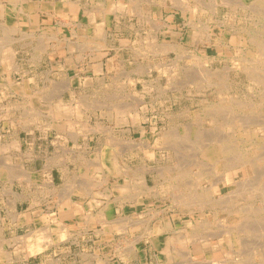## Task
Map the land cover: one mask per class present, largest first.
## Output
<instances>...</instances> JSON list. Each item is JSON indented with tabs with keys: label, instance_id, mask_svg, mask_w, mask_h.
<instances>
[{
	"label": "rangeland",
	"instance_id": "obj_1",
	"mask_svg": "<svg viewBox=\"0 0 264 264\" xmlns=\"http://www.w3.org/2000/svg\"><path fill=\"white\" fill-rule=\"evenodd\" d=\"M68 1L76 6L71 18L42 26L56 31V52L0 50V206L8 208L0 220L20 217L16 207L25 205L17 198L32 186L19 168L28 173L26 164L14 158L17 143L2 136V121L28 130L25 147L29 132L51 125L57 140L70 131L80 160L72 172L102 174L88 188L107 202L120 194L136 206L117 219L122 253L141 246L126 237L132 224L139 230L164 217L174 221L175 250L198 251L197 264H263L264 0ZM103 35V44L95 41ZM42 57L57 66L51 85ZM96 59L105 63L99 79L70 67ZM86 134L104 138L105 163L101 150L91 154L77 143ZM233 203L242 214L230 213ZM27 237L26 229L0 226V264H26Z\"/></svg>",
	"mask_w": 264,
	"mask_h": 264
},
{
	"label": "crops",
	"instance_id": "obj_2",
	"mask_svg": "<svg viewBox=\"0 0 264 264\" xmlns=\"http://www.w3.org/2000/svg\"><path fill=\"white\" fill-rule=\"evenodd\" d=\"M71 3L68 0H0V42L4 43L7 39L13 41L9 45L0 43L3 46L0 49L18 52L29 48L32 51L56 52V31L42 26L46 25L45 22L48 25L58 23V18H63L64 14L71 18L72 10L76 7ZM103 37L106 41L107 37ZM45 38L48 39V47ZM67 47L73 52V44ZM99 60L74 63L70 67L91 70L96 79H99L104 76L105 70L104 61ZM44 62L49 69L48 81L51 85V78L55 83L57 66L51 59L46 62L42 57L39 64L43 65ZM66 67H69L67 63ZM52 128L51 125L37 126L32 133L29 132L32 142L25 147L28 137L24 138V135L28 130L20 125L11 127L5 120L2 121V136L7 142L10 140L11 143H17L12 150L14 158L26 164L29 171L25 172L26 175L21 174L32 181L31 188L22 186L24 195L17 198V204L25 205L16 207L17 211L18 208L21 211L20 217L14 221L0 220V226L9 230H27L29 237L23 244L22 251L26 256V264H197L198 251L175 250L174 221L170 220L168 223L163 216L157 220L150 218L139 230L132 224L134 231H130L126 237L141 246H134L122 253L121 225L117 219L122 217V213L124 217L133 215L136 206L130 201L128 204L122 203L120 194L112 198V203L107 202L102 194L99 195V189L93 186L90 188V185L88 188L92 176L100 179L102 174L92 173L86 176L81 171L79 175L72 172L71 166L80 160L76 161L79 157L74 160V142L70 131H62L63 135L57 140ZM95 142L99 144V148H94ZM77 143L87 146L91 154L101 150L100 162L105 163L102 136L81 135ZM26 153H34L35 156L25 159ZM91 158L84 157V162L89 163ZM19 168L21 170L22 167ZM145 185L149 186L147 182ZM7 209L5 205L0 206L1 214Z\"/></svg>",
	"mask_w": 264,
	"mask_h": 264
},
{
	"label": "bare ground",
	"instance_id": "obj_3",
	"mask_svg": "<svg viewBox=\"0 0 264 264\" xmlns=\"http://www.w3.org/2000/svg\"><path fill=\"white\" fill-rule=\"evenodd\" d=\"M251 2H252V1H251ZM252 4H254V3H252ZM113 6H114V5H113ZM251 6H252V5H251ZM260 8H261V7H259L258 10H259ZM255 9H256V8H255ZM258 10H257V11H258ZM257 11H256V12H257ZM22 12H23V11H22ZM254 12H255V11H254ZM259 13H260V12H259ZM263 13H264V12H263ZM261 14H262V13H261ZM261 14H260V15H261ZM257 15H258V13H257ZM262 15H263V14H262ZM261 20H262V19H261ZM16 24H17V23H16ZM27 31H28V30H27ZM248 33H249V32H248ZM251 35H252V34H251ZM258 35H259V34H258ZM260 37H261V36H260ZM101 39H102L101 44H103V43L105 42V39L100 37V40H101ZM245 39H246V38H245ZM5 40H6V39H5ZM19 40H20V39H19ZM59 40H60V39H59ZM95 40H98V39H95ZM247 40H248V39H247ZM248 41H249V40H248ZM6 42H7L8 45H9V43H10V42H13V41L10 40V41L8 42V39H7L6 41H4V43L6 44ZM89 42H91V40L88 41V44H90ZM262 42H263V40H262ZM0 43H2V42H0ZM4 43H2V44L5 45ZM41 43H42V42H41ZM2 44H1V45H2ZM6 45H7V44H6ZM96 45H97V44H96ZM260 45H261V44H260ZM54 46H55V45H54ZM82 46H83V45H82ZM253 46H254V45H253ZM2 47H3V46H0V48H2ZM11 47H12V46H11ZM44 47H45V46H44ZM97 47H98V46H97ZM262 47H264V46H262ZM100 48H103V47H100ZM100 48H99V49H100ZM255 48H256V47H255ZM0 50H1V49H0ZM11 51H12V50H11ZM40 51H41V50H40ZM42 51H43V50H42ZM259 51H260V50H259ZM0 53H1V52H0ZM8 53H9V51H8ZM14 53H15V52H14ZM257 53H258V52H257ZM260 53L262 54V52H260ZM9 54H10V53H9ZM10 56H11V54H10ZM12 56H13V55H12ZM12 56H11V57H12ZM14 56H15V54H14ZM259 56H260V55H259ZM11 57H10V58H11ZM8 58H9V57H8ZM8 58H7V59H8ZM11 59H12V58H11ZM11 59H10V60H11ZM243 60H244V59H243ZM253 60H255V59H253ZM15 61H16V60H15ZM15 61H14V62H15ZM255 61H256V60H255ZM248 62H249V61H248ZM251 62H254V61H251ZM257 62H258V61H257ZM260 63H261V62H260ZM1 64H2V63H1ZM14 64H15V63H14ZM247 64H248V63H247ZM258 64H259V63H258ZM261 65H263V64H261ZM9 66H11V65L9 64ZM256 66H257V65H256ZM256 66H255V67H256ZM11 67H12V66H11ZM245 67H246V66H245ZM14 68L16 69V64L14 65ZM17 69H18V68H17ZM17 69H16V70H17ZM256 69H257V68H256ZM20 70H21V69H20ZM247 70H248V68H247ZM17 71H19V70H17ZM255 71H256V70H255ZM255 71H253V72H255ZM261 71H262V70H261ZM261 71H259V72H261ZM256 74H257V73H256ZM256 74H255V76H256ZM261 75H262V74H261ZM259 76H260V75H259ZM262 77H263V76H262ZM257 80H259V79H257ZM230 84H231V83H230ZM259 84H260V83H259ZM262 86H263V85H262ZM225 88H226V86H225ZM230 91H231V90H230ZM234 96H235V95H234ZM237 96H238V95H237ZM58 97H59V96H58ZM229 99H231V97H230ZM60 100H61V99H60ZM228 102H230V101H228ZM238 103H239V102H238ZM241 103H242V102H241ZM217 104H218V103H217ZM230 104H231V103H230ZM50 106H51V105H50ZM220 106H221V105H220ZM236 108H237V107H236ZM258 108H259V107H258ZM261 108H262V107H261ZM261 108H260V109H261ZM49 109H50V108H49ZM59 109H60V108H59ZM51 110H52V108L50 109V111H51ZM231 110H233V109H231ZM52 111H53V110H52ZM239 112H240V111H239ZM50 113H51V112H50ZM64 114H65V113H64ZM70 119H71V118H70ZM72 120H73V119H72ZM57 123H58V122H57ZM60 123H61V122H60ZM263 124H264V123H263ZM259 131H260V130H259ZM261 134H262V133H261ZM262 138H263V137H262ZM260 139H261V138H260ZM260 139H259V140H260ZM244 141H245V140H244ZM244 141H243V142H244ZM246 141H247V140H246ZM250 141H251V140H250ZM253 142H254V141H253ZM255 142H256V141H255ZM259 142H260V141H259ZM238 143H240V142H238ZM247 143H248V142H247ZM249 143H250V142H249ZM257 143H258V142H257ZM262 143H263V142H262ZM215 144H216V143H215ZM241 144H242V143H241ZM250 144H251V143H250ZM252 144H253V143H252ZM251 146H252V145H251ZM251 146H250V147H251ZM260 147H261V146H260ZM260 147L258 146L257 148L259 149ZM263 147H264V146H263ZM207 148H208V147H207ZM239 148H241V147H239ZM257 148H256V149H257ZM245 149H246V148H245ZM203 150H204V149H203ZM207 150H208V149H207ZM209 150H210V149H209ZM211 150H212V149H211ZM211 150H210V151H211ZM254 150H255V149H254ZM232 152H233V151H232ZM258 156H259V155H258ZM209 157H210V156H209ZM105 158H106V157H105ZM212 158H213V157H212ZM237 158H238V157H237ZM237 158H236V159H237ZM116 159H117V158H116ZM116 159H114V160L116 161ZM105 161H106V160H105ZM235 161H239V160H235ZM118 162H119V161H118ZM239 162H240V161H239ZM116 163H117V161H116ZM123 163H124V162H123ZM228 163H229V162H228ZM231 163H232V162H231ZM236 164H237V163H236ZM231 165H233V163H232ZM231 165H228V166H231ZM242 165H243V164H242ZM245 165H246V164H245ZM120 166H121V164H120ZM120 166H119V167H120ZM215 166H216V165H215ZM228 166H227V168H229ZM121 167H122V166H121ZM225 168H226V167H225ZM227 168H226V170H228ZM234 168H235V167H234ZM231 169H232V168H231ZM21 170L23 171L22 168H21ZM118 170H119V169H118ZM238 170H239V169H238ZM214 171H215V170H214ZM213 173H214V172H213ZM23 174H25V171H23ZM223 174H224V173H223ZM211 175H212V174H211ZM209 176H210V175H209ZM223 179H225V178H223ZM179 186H180V185H179ZM181 186H182V185H181ZM209 188H210V187H209ZM207 189H208V188H207ZM207 189H206V190H207ZM210 189H211V188H210ZM246 190H247V188H246ZM248 190H249V189H248ZM87 191H88V190H87ZM255 191H257V190H255ZM241 192H244V190L241 191ZM245 192H246V191H245ZM258 192H259V191H258ZM246 193H247V192H246ZM255 193H256V192H255ZM207 194H208V190H207ZM239 195H240V194H239ZM242 195H243V194H242ZM205 196H206V195H205ZM244 196H246V195H244ZM257 196H258V195H257ZM259 196H260V195H259ZM251 197H252V196H251ZM190 198H191V197H190ZM235 198H236V196H235ZM241 198H242V197H241ZM256 198H257V197H256ZM183 200H184V199H183ZM241 200H242V199H241ZM255 200H256V199H255ZM185 201H186V200H185ZM185 201H184V202H185ZM234 201H235V200H234ZM247 201H248V200H247ZM184 202H183V203H184ZM236 202H237V201H236ZM236 202H235V203H236ZM260 202H261V201H260ZM183 203H182V204H183ZM186 203H188V202H186ZM196 203H197V202H195V204H196ZM241 203H242V202H241ZM236 204H237V203H236ZM238 204H239V202H238ZM249 204H250V203H249ZM217 205H218V204H217ZM233 205H234V203H233ZM233 205H232V206H229V210H232L230 213H235V212L240 213L241 211H243L242 209H238V208H237V205H236V206H235V205L233 206ZM182 206H184V205H182ZM187 206H188V205H187ZM190 206H192V205H190ZM213 207H214V206H213ZM188 208H189V207H188ZM188 208H187V209H188ZM195 208H196V207H195ZM217 208H218V207H217ZM184 209H185V208H184ZM245 213H246V212H245ZM240 214H242V213H240ZM234 215H235V214H234ZM223 226H224L225 229L228 227V226L226 227L224 224H223ZM244 226H245V225H244ZM229 228H230V227H229ZM150 230H151V229H150ZM242 230H243V229H242ZM216 231H217V230H216ZM220 231H221V230H220ZM237 231H239V230H237ZM250 231H251V230H250ZM209 232H212V231H209ZM213 232H214V231H213ZM239 232H240V231H239ZM38 233H40V232H38ZM59 233H60V232H59ZM62 233H63V232H62ZM149 233H150V232H149ZM227 233L230 234V233H231L230 230L227 231ZM227 233H226V234H227ZM242 233H243V232H242ZM244 233H245V231H244ZM250 233H251V232H250ZM252 233H253V232H252ZM65 234H66V233H65ZM213 234H214V233H213ZM215 234H216V233H215ZM215 234H214V235H215ZM222 234H223V233H222ZM62 235H63V234H62ZM206 235H207V234H206ZM208 235H209V234H208ZM208 235H207V236H208ZM237 235H238V234H237ZM252 235H253V234H252ZM198 236H199V235H198ZM203 236H204V235H203ZM207 236H206V237H207ZM210 236H211V234H210ZM250 236H251V235L249 234V237H250ZM38 237H39V236H38ZM46 237H47V236H46ZM192 237H193V236H192ZM219 237H220V235H219ZM40 238H41V237H40ZM201 238H203V237H201ZM220 238H221V237H220ZM222 238H223V237H222ZM250 238H251V237H250ZM45 240L48 242V240H47L46 238H45ZM190 240H191V238H190ZM194 240H195V239H194ZM198 240H199V239H198ZM205 240H206V239H205ZM239 240H240V239H239ZM239 240H238V243H239ZM241 240H242V242H240V243L242 244V243L244 242V241H243L244 238H243V239L241 238ZM241 240H240V241H241ZM46 241H45V242H46ZM47 242H46V243H47ZM49 242H50V241H49ZM249 242H250V240H249ZM240 243H239V244H240ZM245 243H246V241H245ZM250 244H251V243H250ZM250 244H249V245H250ZM249 245H247V246H249ZM232 246H233V245H232ZM43 248H44V247H43ZM253 249H254V248H253ZM260 252H261V251H260ZM252 253H253V252H252ZM252 253H251V254H252ZM254 253H255V252H254ZM257 253H258V252H257ZM257 253H256V254H257ZM259 254H260V253H259ZM252 255H253V254H252ZM174 256H175V255H174ZM182 256H183V255H182ZM254 256H255V254H254ZM257 256H258V255H257ZM263 256H264V255H263ZM259 257H260V256H259ZM251 260H252V258H251ZM246 261H247V260H246ZM235 262H236V261H235ZM249 262H250V261H249ZM183 263H184V262H183ZM261 263H263V262H261ZM246 264H247V263H246ZM263 264H264V263H263Z\"/></svg>",
	"mask_w": 264,
	"mask_h": 264
}]
</instances>
